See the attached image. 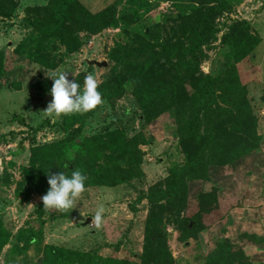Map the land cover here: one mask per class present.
<instances>
[{
	"label": "rangeland",
	"instance_id": "rangeland-1",
	"mask_svg": "<svg viewBox=\"0 0 264 264\" xmlns=\"http://www.w3.org/2000/svg\"><path fill=\"white\" fill-rule=\"evenodd\" d=\"M49 1L0 0V224L6 235L0 264H40L45 245L142 264L150 188L162 184L166 189L175 183L186 153L174 110L147 119L132 93L133 81H122L125 48L149 41L160 49L200 29L207 0H78L92 13L109 9L112 25L96 33L77 32L80 44L72 51L55 37L44 39L27 21L35 15L29 9ZM226 1L228 9L215 16L211 30L203 36L193 68L213 77L235 68V79L246 91L256 127L257 139L246 137L256 148L230 164L211 166L208 181L191 182L186 208L184 202L174 201L172 211L160 213L159 225L172 264H207L206 258L216 251L223 257L231 253L232 264H264V0ZM237 21L249 24L256 43L251 48L252 42L246 44L235 56L223 38ZM38 53L49 67L34 61ZM173 55L151 87L156 91L162 79L183 77L187 97L179 90L176 101L189 115L193 85L185 75L190 57ZM59 71L71 72L68 78L80 83L92 72L103 103L88 113L46 115L43 110L51 100L49 76ZM221 101V107H233V97ZM225 120L228 132L236 138L233 146L240 149L244 142L239 132L235 134L237 121L227 116ZM90 137L97 139L87 141ZM56 141H72L61 153L68 166L81 157L88 165L99 161L103 172L121 167L135 176L102 186L93 184L94 174L87 172L86 187L75 208L45 209L41 197L46 192L26 196L18 191L17 183L31 174V147ZM136 151L141 152L139 157ZM213 188L214 195L202 205L200 227L193 225L188 220L198 212L197 195L213 193ZM99 206L104 208V219L97 226L91 216ZM194 227L190 236L183 237ZM36 232H41L40 241L29 244V235ZM224 239L232 245L227 247ZM212 262L222 264L223 260Z\"/></svg>",
	"mask_w": 264,
	"mask_h": 264
},
{
	"label": "trees",
	"instance_id": "trees-1",
	"mask_svg": "<svg viewBox=\"0 0 264 264\" xmlns=\"http://www.w3.org/2000/svg\"><path fill=\"white\" fill-rule=\"evenodd\" d=\"M215 2V3H213ZM208 6L204 8L202 16V26L200 29H194L186 37H178L175 42H166L160 49L155 43L143 41L136 48H125V67L120 73L122 81L131 79L134 84L133 95L137 99L139 106L146 114L147 119H152L161 112L174 110L176 122L180 133V144L186 153V162L181 172L177 175L175 183L167 184L166 189H162V184L154 185L150 188L148 201L151 206L150 216L145 227V244L142 255V264H172V256L168 251L166 244V235L160 227V213L169 210L172 211L175 202H184L186 208V198L189 190V184L193 181H208L210 179L209 168L211 166H221V164H230L243 157L256 147L251 146V141L246 136H251L252 141L257 139L256 127L253 123L251 111L249 110L246 91L243 86L238 85L235 79V68L230 67L222 70L217 77L199 72L195 66L197 62V53L204 44L203 36L211 30L216 15L228 9L226 0H207ZM16 7V3L12 8ZM12 9V10H13ZM35 15L28 18L30 27L35 29L44 39L52 37L57 38L70 51L79 47L80 41L77 36L79 31H88L96 33L112 25L110 21V10L105 9L99 13L90 12L78 0H50L46 5L29 9ZM252 34L249 31V24L241 21L235 22L227 35L223 38V44L227 46L231 55H237L246 44L252 42ZM256 42L250 44V48ZM176 57H190V66L186 68V77L189 84L193 85V92L188 107L189 115L185 114L183 105L176 101L179 90L186 96L182 85L180 75L172 77L171 80L162 79L158 85L159 90L152 89L157 75H160L167 63L171 64L170 55ZM36 55V54H35ZM191 57L193 60H191ZM2 53H0V60ZM131 58L134 61H131ZM43 55L37 54L34 61L44 67H49L46 61H43ZM5 60V58H4ZM2 64L4 62L2 60ZM1 68V63H0ZM182 79V80H181ZM232 80V85L227 84ZM180 80V81H178ZM154 94H158L161 99L157 100ZM169 94L170 99L166 100L165 95ZM225 97H233V107L226 109L221 107L220 102ZM234 119L239 125L235 134H241L240 140L244 142L240 149L233 146L232 135L227 130V121L225 117ZM97 137H90L87 141H95ZM72 144V141H56L34 145L31 147L29 167L31 174L17 183V189L20 192H26V196L33 193L46 192L47 172L55 173L57 171H71L77 168L87 174L91 172L93 184L102 186H113L120 184L126 179L135 176L133 171H127L119 167L115 171H102V165L98 162L85 164L81 157L71 161L65 170L63 167L67 164L61 153L65 147ZM139 157L141 152L136 151ZM76 166H75V165ZM51 167V168H50ZM49 169V170H48ZM213 193L200 192L197 195L198 212L189 217V222L200 227L202 205L207 202L206 197L214 195ZM208 194V195H207ZM191 231L185 233L183 237L192 234ZM0 250L6 242L5 230L0 224ZM41 239V232L30 234L29 244L36 243ZM225 245L231 246L228 239H224ZM217 251L206 258L207 264H214L212 261L223 260L222 264H232L231 253L222 256ZM40 264H129L124 260L96 257L86 253L77 252L54 245H45L42 260Z\"/></svg>",
	"mask_w": 264,
	"mask_h": 264
},
{
	"label": "clouds",
	"instance_id": "clouds-1",
	"mask_svg": "<svg viewBox=\"0 0 264 264\" xmlns=\"http://www.w3.org/2000/svg\"><path fill=\"white\" fill-rule=\"evenodd\" d=\"M69 73L71 72L59 71L52 76L48 75L52 80V86L48 90L51 100L43 112L51 118L74 113H88L103 103L96 76L92 72L84 75L83 83L76 79H69ZM67 167L68 164L63 169ZM46 175L49 187L41 197L43 208L58 211L75 208L78 197L86 187V174L74 168L71 171L62 170L50 174L48 171ZM103 213V206H99L95 214L91 216L92 222L94 221L97 226L103 223Z\"/></svg>",
	"mask_w": 264,
	"mask_h": 264
},
{
	"label": "water",
	"instance_id": "water-1",
	"mask_svg": "<svg viewBox=\"0 0 264 264\" xmlns=\"http://www.w3.org/2000/svg\"><path fill=\"white\" fill-rule=\"evenodd\" d=\"M90 220H91V219H90V218H88V219L86 220V223L90 222Z\"/></svg>",
	"mask_w": 264,
	"mask_h": 264
},
{
	"label": "crops",
	"instance_id": "crops-1",
	"mask_svg": "<svg viewBox=\"0 0 264 264\" xmlns=\"http://www.w3.org/2000/svg\"><path fill=\"white\" fill-rule=\"evenodd\" d=\"M232 242V241H231Z\"/></svg>",
	"mask_w": 264,
	"mask_h": 264
}]
</instances>
